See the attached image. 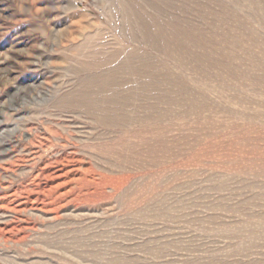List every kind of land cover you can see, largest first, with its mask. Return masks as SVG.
Returning a JSON list of instances; mask_svg holds the SVG:
<instances>
[{
  "label": "rangeland",
  "instance_id": "obj_1",
  "mask_svg": "<svg viewBox=\"0 0 264 264\" xmlns=\"http://www.w3.org/2000/svg\"><path fill=\"white\" fill-rule=\"evenodd\" d=\"M0 264H264V0H0Z\"/></svg>",
  "mask_w": 264,
  "mask_h": 264
}]
</instances>
